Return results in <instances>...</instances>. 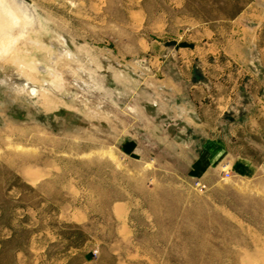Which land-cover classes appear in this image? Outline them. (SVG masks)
<instances>
[{
  "label": "rangeland",
  "instance_id": "rangeland-1",
  "mask_svg": "<svg viewBox=\"0 0 264 264\" xmlns=\"http://www.w3.org/2000/svg\"><path fill=\"white\" fill-rule=\"evenodd\" d=\"M25 1L35 43L0 58V264H264V176L135 143L134 108L201 28L195 78L263 72L264 0Z\"/></svg>",
  "mask_w": 264,
  "mask_h": 264
},
{
  "label": "crops",
  "instance_id": "crops-1",
  "mask_svg": "<svg viewBox=\"0 0 264 264\" xmlns=\"http://www.w3.org/2000/svg\"><path fill=\"white\" fill-rule=\"evenodd\" d=\"M253 31L255 36L259 31L263 41L258 58L264 64V25ZM199 33L191 46L180 47L175 57L166 58L177 63L178 71L151 76L154 88L146 102H138L137 93L135 143L199 144L197 170L207 167V160H216L219 166L235 167L237 176H264V163L256 162L258 156L251 150L247 152V144L264 151V71H247L241 66L236 71H205L202 78H195L194 64L217 43L209 42L202 28ZM237 52L240 60L234 62L241 64L242 55Z\"/></svg>",
  "mask_w": 264,
  "mask_h": 264
},
{
  "label": "bare ground",
  "instance_id": "bare-ground-1",
  "mask_svg": "<svg viewBox=\"0 0 264 264\" xmlns=\"http://www.w3.org/2000/svg\"><path fill=\"white\" fill-rule=\"evenodd\" d=\"M39 30L36 13L29 3L25 0H0V58L3 57L5 52L9 53L11 49L14 50V48H16L14 51L19 50L21 44H27L29 46L34 44L35 40L32 39L29 32L32 31L36 34ZM22 37H24L26 42L19 44L18 42ZM16 56L13 61L21 64L22 60L16 58ZM2 63L3 62L0 60V65H2ZM33 90L36 91L35 88H33ZM45 105L47 108H50V110L51 108L56 109L55 107H57L56 102L53 104L45 103ZM45 111H47V109H45Z\"/></svg>",
  "mask_w": 264,
  "mask_h": 264
},
{
  "label": "flooded vegetation",
  "instance_id": "flooded-vegetation-1",
  "mask_svg": "<svg viewBox=\"0 0 264 264\" xmlns=\"http://www.w3.org/2000/svg\"><path fill=\"white\" fill-rule=\"evenodd\" d=\"M26 41H25V39H24V37H22L20 40H19V44H21V43H25ZM18 43H17V45H18Z\"/></svg>",
  "mask_w": 264,
  "mask_h": 264
}]
</instances>
